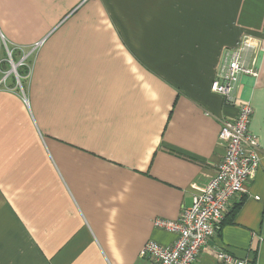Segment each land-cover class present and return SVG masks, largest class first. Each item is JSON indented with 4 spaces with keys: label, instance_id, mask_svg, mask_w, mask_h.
Listing matches in <instances>:
<instances>
[{
    "label": "crops",
    "instance_id": "crops-1",
    "mask_svg": "<svg viewBox=\"0 0 264 264\" xmlns=\"http://www.w3.org/2000/svg\"><path fill=\"white\" fill-rule=\"evenodd\" d=\"M264 0H0V35L29 59L0 88V264H150L148 242L215 175L237 109L210 85L224 52L260 37ZM234 95L252 108L260 163L197 264H264V54ZM0 57L5 58L1 46ZM8 69L7 64L2 65Z\"/></svg>",
    "mask_w": 264,
    "mask_h": 264
},
{
    "label": "built area",
    "instance_id": "built-area-1",
    "mask_svg": "<svg viewBox=\"0 0 264 264\" xmlns=\"http://www.w3.org/2000/svg\"><path fill=\"white\" fill-rule=\"evenodd\" d=\"M41 44L36 43L27 50L18 48L21 56L15 61L14 50L7 48L0 35V48H5V58L0 57V88L7 89L8 79L13 78V90L24 94L23 81H28L31 73L29 59ZM248 53L264 54V28L260 37L243 36L224 52L222 64L210 85V90L220 95L224 104L237 109L234 120L221 122L218 139L225 145L224 157L205 189L193 197L189 207L180 210L175 220L153 219L154 228L172 232L177 238L168 247L152 241L146 243L139 256L147 258L150 264H197L202 249L219 232L232 199L248 193L251 177L260 163V148L257 138L248 131L252 108L248 102L234 95L240 75L258 77L259 68L254 66L257 56H254L249 67L245 63ZM3 64L8 65L7 70L2 69ZM21 69L25 71L22 76L19 75ZM216 258L219 264H249L226 252H218Z\"/></svg>",
    "mask_w": 264,
    "mask_h": 264
},
{
    "label": "trees",
    "instance_id": "trees-1",
    "mask_svg": "<svg viewBox=\"0 0 264 264\" xmlns=\"http://www.w3.org/2000/svg\"><path fill=\"white\" fill-rule=\"evenodd\" d=\"M25 74V71L23 69L19 70V75L22 76Z\"/></svg>",
    "mask_w": 264,
    "mask_h": 264
}]
</instances>
